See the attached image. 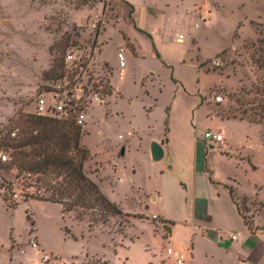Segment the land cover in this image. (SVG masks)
<instances>
[{
  "label": "rangeland",
  "instance_id": "obj_1",
  "mask_svg": "<svg viewBox=\"0 0 264 264\" xmlns=\"http://www.w3.org/2000/svg\"><path fill=\"white\" fill-rule=\"evenodd\" d=\"M134 2L132 21L126 0H0V131L34 114L38 96L58 82L51 48L70 35L83 55L95 54L93 73L113 72V98L91 109L82 145L91 153L86 175L127 215L90 227V215L80 221L58 204L24 202L36 193L31 178L0 170V188L12 186L6 197L18 195L14 238L28 243L31 216L49 264H176L169 248L186 264H234L231 236L245 230L226 185L249 198L239 202L242 214L264 233V124L232 119L264 102V0ZM206 131L223 141L211 148ZM156 140L165 144L160 161L150 153ZM33 249L15 264H42V249Z\"/></svg>",
  "mask_w": 264,
  "mask_h": 264
},
{
  "label": "trees",
  "instance_id": "obj_2",
  "mask_svg": "<svg viewBox=\"0 0 264 264\" xmlns=\"http://www.w3.org/2000/svg\"><path fill=\"white\" fill-rule=\"evenodd\" d=\"M133 12L134 9L131 7L130 18ZM122 37L126 44L130 45L129 39L124 34ZM71 41H73L72 37L68 35L66 40H63L65 46H61L60 43L51 48L52 53L57 48L59 53L57 55L56 52L51 69L56 78L63 75V61L67 50L75 46L70 44ZM153 47L155 48L154 45ZM131 48L134 50L133 47ZM156 55L160 58L157 51ZM258 64L259 68L264 70V59H260ZM262 81L264 85V74ZM259 92L257 90L258 94ZM261 92L264 95V88ZM258 107L259 112H254L252 108V115H248V111H243L242 116H234L232 119L261 126L264 124V102L260 101ZM13 124L14 128L0 131V151L9 154L10 158L8 162L0 161V170L11 169L17 172V178L26 176L31 178L29 188H34L36 193L24 195V202L35 200L58 204L63 213L74 212L80 221H83L86 215H90V227L97 224L106 225L111 218L127 217L116 203L103 194L98 184L86 175L85 164L91 158V153L82 145L84 130L76 124L74 116L56 119L35 114H19L9 121V125ZM15 132L16 135L13 137L12 134ZM5 188L12 192L11 185ZM225 188L236 204L246 227L252 233L262 231L247 223L242 214L239 202L245 204L248 199L238 197L236 189L232 187L225 186ZM41 191L49 195H40ZM16 206L15 203L12 207ZM30 225L32 233L35 226L33 220H30ZM65 232L67 235L71 234L68 229Z\"/></svg>",
  "mask_w": 264,
  "mask_h": 264
},
{
  "label": "built area",
  "instance_id": "obj_3",
  "mask_svg": "<svg viewBox=\"0 0 264 264\" xmlns=\"http://www.w3.org/2000/svg\"><path fill=\"white\" fill-rule=\"evenodd\" d=\"M93 29L97 28V24L91 25ZM184 35H179L178 40L183 41ZM78 47H71L67 50L64 57L63 75L57 83L52 85L49 90L41 93L36 101L34 114L41 117H52L56 119H64L74 116L76 124L84 127L91 109L97 105L105 104L112 96L111 78L112 73L107 68L109 75H96L93 73L92 63L95 60V54L83 55ZM118 66L124 69L127 65L125 50L120 48L117 53ZM213 66H220V60H215ZM217 103L223 101V97L218 95L215 97ZM16 132L12 134L14 137ZM205 141L210 145L216 146L223 141L220 133L206 131L203 135ZM0 160L8 162L9 156L0 151ZM7 189L0 188V199L5 200L9 206L14 205L17 194H9L6 197ZM239 235L232 236V240L238 239ZM32 247H38L35 237L30 239ZM168 255L176 264H185V256L177 250L169 248ZM51 257L49 254H43L42 263L49 264Z\"/></svg>",
  "mask_w": 264,
  "mask_h": 264
},
{
  "label": "crops",
  "instance_id": "obj_4",
  "mask_svg": "<svg viewBox=\"0 0 264 264\" xmlns=\"http://www.w3.org/2000/svg\"><path fill=\"white\" fill-rule=\"evenodd\" d=\"M126 1L129 4L130 8L133 7L134 12H135L136 4H135L134 0H126ZM134 12H133L132 18H131L132 21H133ZM122 34H124L129 39V41L131 40V38L125 32H122ZM122 34H121V36H122ZM177 40H178V38H177ZM122 41L126 44V41H124L123 37H122ZM179 42H182V41H179ZM120 48L124 49L123 47H120ZM135 48H136V46H135ZM131 51L135 55H138L136 49L131 50ZM126 67H127V65H126ZM143 85H145L144 80H143ZM113 95L110 97V99L113 98ZM167 111H169V108L167 109ZM87 120H88V118H87ZM227 120H229V119H227ZM252 125H255V124H252ZM258 126H260V125H258ZM168 132L169 131L167 130V133H165L164 137L167 136ZM121 138H122V135H119V139H121ZM156 141L158 143L162 144L163 149H164V154H165L164 142L161 140H156ZM234 189H236V191H237V188H234ZM224 191H225V194L228 195L230 202L232 203V205L238 211L240 217L242 218L239 210L237 209L236 204L231 199V196H230L228 190L226 188H224ZM237 196L238 197H244V196H239L238 194H237ZM257 196L258 195L256 194V197ZM156 199H157V197L153 196V200H156ZM247 199H249V198H247ZM3 201H4V205L0 209V264H15L17 256L26 255L28 252L35 251L30 244V239L32 237L36 238V241L38 243V247H40L42 249V256H43V254H48V253H46V249L42 246V244L40 242L39 230H38V228H36V223L32 219L31 216L30 217L28 216V221L30 222V220H33L35 223V226H34V231L31 233V225H30V231L28 234V238H29L28 243L20 246L16 242L14 235H13V230L11 229V224L14 225V220H15L14 214H15L16 210L18 209L19 205L17 204L16 207H12V206H9L5 200H3ZM161 218H163V217H161ZM164 219H166V218H164ZM242 221L244 224V230H245L244 232L245 233L243 234V236L239 235L238 239H236V240H232V236H234V235H232L231 241H230V246L228 247V251L231 254L230 257L232 259V262H234V264H264V242L259 239V234L262 233L261 235L264 236V233L261 231L256 232V233H252L246 227L243 218H242ZM171 227H173L172 223H171ZM170 232H171V230H170ZM202 238H204V236H202ZM253 240L255 241V243L253 246H250L249 244H251ZM192 250H193V248H192ZM225 254H226L225 256H228V253H225ZM41 259H42V257H41ZM193 261H194V259H193ZM41 263H42V261H41ZM185 264H186V261H185ZM191 264H193V262H191Z\"/></svg>",
  "mask_w": 264,
  "mask_h": 264
},
{
  "label": "water",
  "instance_id": "obj_5",
  "mask_svg": "<svg viewBox=\"0 0 264 264\" xmlns=\"http://www.w3.org/2000/svg\"><path fill=\"white\" fill-rule=\"evenodd\" d=\"M211 148H214L215 146L210 145ZM151 156L154 161H160L164 157V149L162 144L158 142H153L151 146Z\"/></svg>",
  "mask_w": 264,
  "mask_h": 264
}]
</instances>
